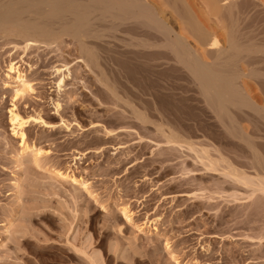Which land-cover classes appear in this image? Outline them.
Wrapping results in <instances>:
<instances>
[{
    "label": "rangeland",
    "instance_id": "374dc122",
    "mask_svg": "<svg viewBox=\"0 0 264 264\" xmlns=\"http://www.w3.org/2000/svg\"><path fill=\"white\" fill-rule=\"evenodd\" d=\"M57 47L28 56L0 49V264H264V212L255 202L226 198L228 183L157 145L72 61L69 38ZM11 58L34 89L17 102L11 80L4 85ZM66 61L58 90L53 68ZM12 105L46 123L25 126L27 144L48 152L38 163L31 153L16 156Z\"/></svg>",
    "mask_w": 264,
    "mask_h": 264
},
{
    "label": "bare ground",
    "instance_id": "6f19581e",
    "mask_svg": "<svg viewBox=\"0 0 264 264\" xmlns=\"http://www.w3.org/2000/svg\"><path fill=\"white\" fill-rule=\"evenodd\" d=\"M63 37L75 44L72 61L132 124L228 183L226 198L264 212V0H0L1 50L54 54ZM21 61L6 66L15 102L34 91ZM70 63L53 68L58 90ZM16 108L9 109L16 156L31 153L38 163L48 152L27 144L25 126L46 123ZM55 175L88 191L74 175Z\"/></svg>",
    "mask_w": 264,
    "mask_h": 264
}]
</instances>
